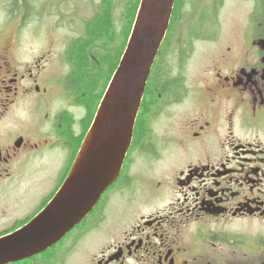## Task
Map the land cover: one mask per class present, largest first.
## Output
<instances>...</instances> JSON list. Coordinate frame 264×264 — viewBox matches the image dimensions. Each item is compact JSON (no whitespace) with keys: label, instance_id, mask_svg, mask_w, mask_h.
Returning <instances> with one entry per match:
<instances>
[{"label":"flooded vegetation","instance_id":"af4514ba","mask_svg":"<svg viewBox=\"0 0 264 264\" xmlns=\"http://www.w3.org/2000/svg\"><path fill=\"white\" fill-rule=\"evenodd\" d=\"M43 1L40 16L68 0ZM240 1L215 41L194 45L190 31L169 27L152 67L161 66L164 86L155 100L145 89L116 180L57 244L11 264H58L64 247L79 264H264V0ZM22 2L15 25L0 27V237L60 186L124 46L122 25L112 23L105 38L115 57L100 51L86 65L76 51H98L96 17L57 34L58 9L46 26L54 36L34 50L20 42L36 15Z\"/></svg>","mask_w":264,"mask_h":264},{"label":"water","instance_id":"95a60500","mask_svg":"<svg viewBox=\"0 0 264 264\" xmlns=\"http://www.w3.org/2000/svg\"><path fill=\"white\" fill-rule=\"evenodd\" d=\"M173 3L139 1L125 49L68 175L29 222L0 238V264L32 257L56 244L85 218L119 175Z\"/></svg>","mask_w":264,"mask_h":264},{"label":"rangeland","instance_id":"374dc122","mask_svg":"<svg viewBox=\"0 0 264 264\" xmlns=\"http://www.w3.org/2000/svg\"><path fill=\"white\" fill-rule=\"evenodd\" d=\"M133 1L134 0H114V2H111L110 0V2L104 3L103 0H68L61 3V6L55 5L49 7V10L51 11L42 14L41 16L37 14V5L41 3L45 4L43 0H28L26 2H22V4L27 5V11L29 13L31 12V15L33 13L36 15L35 17L30 16L32 21L22 24L23 27L21 29L22 35L20 42L30 45L32 43L34 47H31L34 50L39 47L40 43H42L43 47L44 44L49 42L51 37L54 36V34L48 35L46 33V26L52 17L53 11L59 12V10L61 12H59V18L57 21V34L70 33L67 28L72 25V21L74 22L75 27L80 28V23L85 18L88 21H92L96 17L93 22V24H96L101 18L107 17L109 23L104 27V31L107 32L109 30L108 28L110 24L118 23L122 25V33L124 37L125 32L128 30L127 26H129L130 22L128 15H130L131 11H133ZM17 2L19 1L0 0V27L4 28L15 25L11 22L17 20L18 18H10L8 10L10 9L9 11L11 14H15L18 9L17 6H20L17 5L19 4ZM240 5H243L240 0H216L209 4V6L201 8V5L198 4V0H175L173 6V9L175 8V10L173 13L171 27L175 26L173 32L179 33L182 31H190L192 35L190 40L193 41L194 45L201 43L202 41H215L216 38H220L222 35L221 33L229 31V27L233 24L234 18L232 17L238 15L240 12ZM69 12L70 16L67 14ZM95 12H99L98 16H93ZM55 14L57 15L58 13L55 12ZM180 28H183V30L181 31ZM112 30L115 36V28L112 27ZM120 31L121 29H118L117 34H119ZM216 32L219 33L215 34ZM187 41H189V39ZM30 54V51H26L24 56L28 57ZM111 72L112 71H110V73ZM56 161L57 160L46 164V168L49 169L47 177L56 172L55 169L59 165V161ZM47 185L48 183L45 182L44 186L46 187ZM58 255L62 258V262L58 264H79L78 260L81 258L79 257L78 252L72 254L71 252H68L66 247H64L62 251L58 252Z\"/></svg>","mask_w":264,"mask_h":264},{"label":"trees","instance_id":"16d2710c","mask_svg":"<svg viewBox=\"0 0 264 264\" xmlns=\"http://www.w3.org/2000/svg\"><path fill=\"white\" fill-rule=\"evenodd\" d=\"M17 1H19V0H17ZM26 1H28V0H25V2ZM103 2L104 3L105 2H110V0H106V1L103 0ZM111 2H114V0H111ZM133 2H134L133 11H131V14L128 15L130 22H129V26H127L128 30H127V32H125L124 45H125L126 38L128 36L129 30L131 28L133 19H134V14H135L136 8L138 6V0H134ZM17 3H19V2H17ZM174 10H175V8H174ZM108 23H109L108 18L107 17H103L96 24L90 25V29L89 30H90L91 35H93V37H94L92 43H96V45H97L96 50H98V51H95V49L93 48L94 45H91L90 49H89L88 44L83 45V49H81L80 51H78V52L76 51V56L78 57V59H80L86 65H89V63H92L93 59L101 60L102 58L100 59L99 56H98L100 54V51L108 53L110 55V57H115V55L117 53L116 47H114V44H113L115 42H112L111 39L106 40V38H105L106 34H105V31H104V27L106 25H108ZM114 41H117V39L115 38ZM123 48H124V46H123ZM121 52H122L121 50L118 51V55H117V58H116V63H117V61L119 59V56H120ZM106 62H108V59L106 60ZM112 69H113V67H112ZM76 74L78 75V77H81V78L83 77V80H85L86 77L88 76L87 74H85L80 69H78ZM163 74L164 73H163L162 68H161L160 65L158 67L154 68L153 71H151L150 77L148 78L147 86H146L147 90H151L150 96H147V98H149L150 100H155L157 98L156 94H155L156 90H160L162 88V86H164V84L161 83V79L163 77ZM148 104L149 103H147V105ZM138 123H139V127H138ZM135 131H136V136H137V133L139 131H142V124L140 123V118H138V120H137Z\"/></svg>","mask_w":264,"mask_h":264},{"label":"bare ground","instance_id":"6f19581e","mask_svg":"<svg viewBox=\"0 0 264 264\" xmlns=\"http://www.w3.org/2000/svg\"><path fill=\"white\" fill-rule=\"evenodd\" d=\"M105 13V12H104ZM199 27V26H198Z\"/></svg>","mask_w":264,"mask_h":264}]
</instances>
